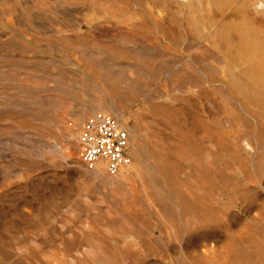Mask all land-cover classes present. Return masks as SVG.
Instances as JSON below:
<instances>
[{
    "label": "rangeland",
    "instance_id": "rangeland-1",
    "mask_svg": "<svg viewBox=\"0 0 264 264\" xmlns=\"http://www.w3.org/2000/svg\"><path fill=\"white\" fill-rule=\"evenodd\" d=\"M263 14L0 0V264H264ZM97 115L115 176L78 159Z\"/></svg>",
    "mask_w": 264,
    "mask_h": 264
},
{
    "label": "built area",
    "instance_id": "built-area-1",
    "mask_svg": "<svg viewBox=\"0 0 264 264\" xmlns=\"http://www.w3.org/2000/svg\"><path fill=\"white\" fill-rule=\"evenodd\" d=\"M79 161L86 167L115 176L129 165V138L121 122L97 115L87 121L79 137Z\"/></svg>",
    "mask_w": 264,
    "mask_h": 264
},
{
    "label": "bare ground",
    "instance_id": "bare-ground-1",
    "mask_svg": "<svg viewBox=\"0 0 264 264\" xmlns=\"http://www.w3.org/2000/svg\"><path fill=\"white\" fill-rule=\"evenodd\" d=\"M260 4V3H259ZM256 15H258V14H256ZM264 15V14H263ZM229 53V52H228Z\"/></svg>",
    "mask_w": 264,
    "mask_h": 264
}]
</instances>
